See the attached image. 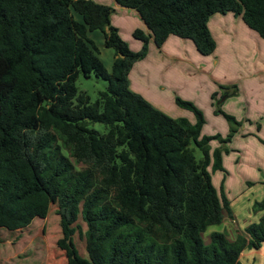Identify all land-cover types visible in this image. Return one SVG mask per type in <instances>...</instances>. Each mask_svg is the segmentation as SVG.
I'll return each mask as SVG.
<instances>
[{
    "label": "trees",
    "instance_id": "trees-1",
    "mask_svg": "<svg viewBox=\"0 0 264 264\" xmlns=\"http://www.w3.org/2000/svg\"><path fill=\"white\" fill-rule=\"evenodd\" d=\"M139 12L150 33L131 49L111 21L114 8L93 0H0V228L14 231L45 218L57 198L67 264H240L245 249L264 243V213L230 240L220 224L231 201L213 183L226 146L241 122L220 101L238 93L219 85L215 112L230 123L226 136L202 134L203 111L176 97L196 122L172 117L133 91L129 74L171 35L191 39L203 55L215 51L209 19L241 15L264 38V0H115ZM78 15L79 18H76ZM112 48L110 71L89 33ZM82 75L106 82L90 102L78 94ZM233 90H230V89ZM102 123L101 133L89 126ZM221 146L211 150L210 142ZM264 142V140H263ZM202 152L197 159L195 148ZM264 207V201L256 202ZM81 216L86 228L74 224ZM83 237L87 257L73 235Z\"/></svg>",
    "mask_w": 264,
    "mask_h": 264
},
{
    "label": "crops",
    "instance_id": "crops-1",
    "mask_svg": "<svg viewBox=\"0 0 264 264\" xmlns=\"http://www.w3.org/2000/svg\"><path fill=\"white\" fill-rule=\"evenodd\" d=\"M93 1L114 8L110 16L111 23L117 27L121 38L128 42L131 49L141 50L143 42L135 38L133 33L136 29H142L149 34L150 30L139 12L133 8L118 5L115 0ZM209 28L216 41L215 51L210 55L201 54L191 39L174 34H171L161 47H158L151 38L147 55L135 62L130 71V87L165 113H170L174 117H186L195 123V113L178 105L176 97L180 96L193 101L205 115L206 122L202 128V134L220 133L226 136L230 131V123L222 114L215 113V99L212 95L215 91H220L221 84H239V94L226 98L223 108L234 115L237 111L235 104H239L238 111L240 112L242 107L241 111H244L247 117L246 123L250 125V127L245 126L241 121V126L232 141L226 144L230 150L224 155L235 153L234 161L240 168L242 163L240 164L239 160L243 150L232 146L234 140L256 139L264 143V38L250 28L241 15H235L232 12L212 15L209 19ZM208 115L215 123L219 122V116L225 118L227 124L224 125V130H221L224 134L217 127L206 130ZM237 115L234 116L237 118ZM214 141L218 146L221 144L218 140H212L210 145L215 144ZM211 150H213L212 145ZM261 152L264 154L263 149ZM262 153L256 157V167L252 169V171H260V174L257 173L253 180H247L245 185H241L244 186V190L236 196L238 199L244 195L247 201H254L248 202L245 211L248 214L253 212L257 221L264 213V207L256 205V202L264 201V156ZM223 162L225 163L224 159ZM225 179L226 176L222 183ZM238 182L241 183L240 179H237ZM231 188H233L232 185H228V190ZM247 192L249 193L246 194ZM230 201L233 217L230 218L228 215L227 221L224 213L220 223L223 224L221 232H224L230 240H235L240 230L244 231L253 222L252 218L247 216L246 220L251 222H248L245 229L236 227L234 223L238 220L239 212L233 207L231 199ZM211 233H209V242ZM203 238L207 243L204 235Z\"/></svg>",
    "mask_w": 264,
    "mask_h": 264
},
{
    "label": "rangeland",
    "instance_id": "rangeland-1",
    "mask_svg": "<svg viewBox=\"0 0 264 264\" xmlns=\"http://www.w3.org/2000/svg\"><path fill=\"white\" fill-rule=\"evenodd\" d=\"M75 17L79 18L78 15H75ZM89 36L99 47V58L101 59L104 67L110 71L114 50L112 48L103 47V37L99 30L90 32ZM200 81H203L202 77L200 78ZM236 85L238 93L236 95H232L231 97L239 94L240 85ZM76 87L78 94H84L89 98L90 102H94L98 98L99 92L105 90L106 82L102 79L96 78L94 75H91L89 78L79 75L76 80ZM230 90L233 89L231 88ZM218 95L220 99L222 90L218 91ZM223 97L226 98V94H223L221 100ZM223 104L224 103L221 104V108L225 111ZM239 106V104H235V108H237L235 114H238L237 120L244 122L245 126L250 127L249 123H246L247 117H245L244 111H241L242 107L240 108V112L238 111ZM211 118L212 117H209L208 115L206 130H212L217 127L218 130L224 134V131L221 130H224V125L227 124L225 118L223 116H219L218 123L212 121ZM89 126L97 129L101 133L106 131V127L102 123H90ZM214 140L219 141V139ZM214 143L215 144H211L213 146V150L216 146L218 147V144L215 141ZM219 146H221V144ZM232 146L243 150L239 160V163H242V167H237L238 165H236L234 161L236 158L235 153L223 155L225 169L212 172V178L213 183L218 190H220L221 186L224 187L225 192L233 202V207L239 212L238 220L234 223V225L239 229H245V226L249 224L248 222H251L246 220L247 216L252 218V222H257L258 220L255 219L256 217L253 212L248 214V212L245 211L248 202L254 201H247L244 195H241L238 199H236V196L244 190V186L241 185H245L247 180H253V178L257 176V173L260 174V171H252V169L256 167V157L261 155V149L264 150V143L258 142L256 139L243 140L240 138L239 140H234ZM194 148L195 155L197 159L200 160L202 158V152L199 148ZM262 155L264 156L263 153ZM224 176H226V179L224 183H222ZM237 179H240L241 183H237ZM230 184L233 188L228 190V185ZM248 193L249 192L246 194ZM242 210L244 211L242 212ZM224 213L226 220L228 221V212L225 211ZM74 226H80L83 231L85 230L86 225L82 221L81 216L78 217ZM222 229L223 224L209 226L207 231L203 234L206 238V242H209V233L221 231ZM241 231L243 230H240V232ZM73 239L78 254L86 258L87 252L85 249V242L83 237L79 235L78 228H76ZM0 264H67L56 197H54L50 202L48 213L45 218L35 217L29 225L14 231L0 228ZM240 264H264V243L259 249H245L240 256Z\"/></svg>",
    "mask_w": 264,
    "mask_h": 264
},
{
    "label": "water",
    "instance_id": "water-1",
    "mask_svg": "<svg viewBox=\"0 0 264 264\" xmlns=\"http://www.w3.org/2000/svg\"><path fill=\"white\" fill-rule=\"evenodd\" d=\"M225 99H226V98H225V97H223L221 101H224Z\"/></svg>",
    "mask_w": 264,
    "mask_h": 264
}]
</instances>
